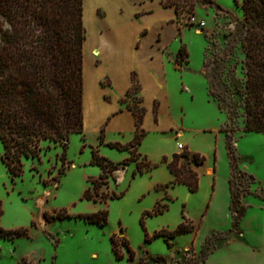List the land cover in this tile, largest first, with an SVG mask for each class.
Wrapping results in <instances>:
<instances>
[{
    "label": "rangeland",
    "instance_id": "1",
    "mask_svg": "<svg viewBox=\"0 0 264 264\" xmlns=\"http://www.w3.org/2000/svg\"><path fill=\"white\" fill-rule=\"evenodd\" d=\"M213 1L215 5L198 2L191 10L190 5L181 3L177 15L184 30L182 37L191 51V66H203L213 102L207 99V84L202 78L196 74L182 75L165 64L161 77L170 84L171 99L177 98L182 83L195 97L185 115L172 107V114L164 116L165 128L180 125L185 135L177 138L175 131L147 133L144 127L148 136L139 145L142 156L120 166L125 173H120L119 183L115 181V172L108 183H92L102 173L99 165L92 164L93 150L105 157V153L110 154L107 158L115 163L132 156L129 150L101 142L100 123L93 109L102 107L93 100L97 96L98 77L111 71L112 65L106 60L96 66L93 56L98 51L91 54L97 45L94 35L84 45L88 118L84 120L83 134L70 135L65 159L61 144L44 142L40 157L24 158L21 174L12 176L2 160L4 145L0 140V226L6 230H26L13 239L0 238V264H196L204 251L210 252L208 260L199 264H226L234 257H242V242L229 243L235 234L227 139L236 149L239 163L234 188L246 206L238 223L242 240L264 244V133L244 131L243 0ZM0 27L2 31L10 30L5 18H1ZM165 37L175 52L180 39L176 40L172 31ZM187 56V52L180 55V62L187 61ZM158 61L161 67V59ZM182 94L178 95L184 98ZM146 123L148 128L153 125L151 114ZM114 127L105 126L107 139L116 136ZM187 138L190 150L206 159L200 168L196 192L185 184H173L167 162L160 159L163 151L175 154L179 142ZM187 150L185 147L180 153ZM144 157L156 167L140 173L138 163L145 162ZM209 166L215 170L211 176L206 173ZM159 204L164 210L154 213ZM105 211V224L91 222L89 216L95 214V220L103 219ZM182 223H191L194 228L175 237L154 236L161 230L172 232Z\"/></svg>",
    "mask_w": 264,
    "mask_h": 264
},
{
    "label": "trees",
    "instance_id": "2",
    "mask_svg": "<svg viewBox=\"0 0 264 264\" xmlns=\"http://www.w3.org/2000/svg\"><path fill=\"white\" fill-rule=\"evenodd\" d=\"M162 2L166 7H174L177 15L181 3H184L183 6L190 5V10L198 2L215 5L213 0ZM242 8L244 18L241 27L246 55L244 131L264 133V0H243ZM83 16L84 0H0V25L1 18H5L10 25L7 31H2L0 27V140L4 145L2 160L12 176L21 174L24 158L40 157L44 142L61 144L64 157L70 135L84 133V43L87 30ZM184 52L186 50L182 47L179 54ZM212 86H216L214 81ZM140 89L134 75L133 86L123 100L136 119L134 140L129 144L107 142L111 147L129 150L132 156L124 162L115 163L99 155L98 150H93L92 164L102 169L100 177L92 179L94 185L108 183L120 166L142 156L138 149L146 135L143 127L146 108L143 99L138 96ZM100 138L102 143L106 142L105 129H102ZM226 148L231 167L232 233L239 235L242 231L238 223L245 214L246 206L234 188V173L239 163L230 139L226 141ZM205 160L200 153L192 154L189 150L175 153L172 159H164L174 175L172 183L185 184L191 192L199 189L200 176L196 168L202 166ZM144 161L138 163V172L156 167L147 157ZM87 194L91 198L90 190ZM163 210L164 207L159 204L154 213ZM94 215L89 216L91 222L101 225L107 222L108 211L103 212V219L95 220ZM193 228L191 223H182L172 232L161 230L154 236L175 237ZM25 232L6 230L0 226V238L13 239ZM128 248L131 249L129 245ZM209 253L204 251L196 264L206 260Z\"/></svg>",
    "mask_w": 264,
    "mask_h": 264
},
{
    "label": "crops",
    "instance_id": "3",
    "mask_svg": "<svg viewBox=\"0 0 264 264\" xmlns=\"http://www.w3.org/2000/svg\"><path fill=\"white\" fill-rule=\"evenodd\" d=\"M83 19L84 26L86 30L88 29L85 43L91 35H94L97 41V45L91 50V54L93 50H97L100 54L98 57L92 55L97 63L96 66H101L106 60L112 65L111 71L98 77L97 96L93 100L95 104L102 107L96 111L93 109L94 117L100 123V131L108 125L116 126L114 127L115 137L107 139L105 133L106 142L129 144L135 138L136 119L133 111L123 102L133 86L134 75L141 86L138 96L143 99V105L146 106L143 127L147 133L161 134L165 131H175L177 138L184 137L185 131L180 125L170 124L167 128L164 127V116L172 114V107L185 115L186 107L195 102V97L192 91L182 83L177 92L184 93L185 97H181L183 94L180 97L176 94L177 98L171 99L170 84L168 80L161 77L165 64H169L175 71H180L182 75L196 74L202 78L207 84V99L209 102L213 101L209 95L208 79L202 73L203 66L197 69L191 66V51L182 37L184 30L182 31L178 24L175 8L166 7L162 0H84ZM168 31H172L176 40L180 39L175 52L171 50L170 42L166 40L165 35ZM182 47L185 48L188 56L187 61L180 62L179 53ZM158 58L161 59V67L157 64ZM88 104L85 88L84 120L88 118ZM149 114L153 119V125L150 128L146 123ZM128 134L130 137L126 138ZM179 143L192 154L196 153L190 150L189 138ZM181 151L177 149L175 153ZM105 155L111 157L108 153ZM173 155L163 151L160 159H172ZM201 167L196 168L199 176ZM120 173H125V169L115 171L117 183L120 182ZM206 173L211 176L215 170L209 166ZM170 174L174 180V175L171 172ZM242 238L243 232L235 235L229 243L241 241L240 248L243 250L241 253L243 256L234 257L226 264H264V244L249 242Z\"/></svg>",
    "mask_w": 264,
    "mask_h": 264
},
{
    "label": "built area",
    "instance_id": "4",
    "mask_svg": "<svg viewBox=\"0 0 264 264\" xmlns=\"http://www.w3.org/2000/svg\"><path fill=\"white\" fill-rule=\"evenodd\" d=\"M193 20L195 21V19H193ZM204 24H205V23H201V26H204ZM178 148L181 149V150H183V149H184L183 144L179 143V144H178Z\"/></svg>",
    "mask_w": 264,
    "mask_h": 264
},
{
    "label": "bare ground",
    "instance_id": "5",
    "mask_svg": "<svg viewBox=\"0 0 264 264\" xmlns=\"http://www.w3.org/2000/svg\"><path fill=\"white\" fill-rule=\"evenodd\" d=\"M94 55H95V56H98V55H99V53H98V52H96V51H94Z\"/></svg>",
    "mask_w": 264,
    "mask_h": 264
}]
</instances>
